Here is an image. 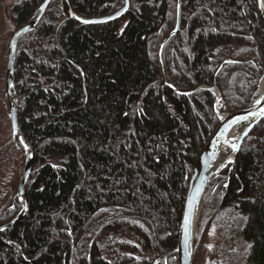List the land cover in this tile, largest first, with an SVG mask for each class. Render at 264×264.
Listing matches in <instances>:
<instances>
[{"label": "trees", "instance_id": "1", "mask_svg": "<svg viewBox=\"0 0 264 264\" xmlns=\"http://www.w3.org/2000/svg\"><path fill=\"white\" fill-rule=\"evenodd\" d=\"M43 1L10 3L13 28L31 22ZM70 2L86 18L123 6ZM177 3L130 0L114 21L61 24L53 0L20 37L17 116L36 152L28 212L0 232V264H177L172 250L196 158L218 111L252 103L264 70L256 0H182L180 28L162 49L164 79L159 44L176 25ZM2 108L7 116L6 97ZM17 152L24 164L20 141L0 144V226L21 207L18 198L10 204ZM229 170L207 185L192 264L207 262L205 234L228 212L241 219V239L223 243L218 263L264 264V119Z\"/></svg>", "mask_w": 264, "mask_h": 264}, {"label": "water", "instance_id": "2", "mask_svg": "<svg viewBox=\"0 0 264 264\" xmlns=\"http://www.w3.org/2000/svg\"><path fill=\"white\" fill-rule=\"evenodd\" d=\"M53 0H48V3L44 6L43 11H41V6L44 5V1L39 5V7L35 11V18L19 27L10 37L7 47V65H6V75H5V96L8 103L9 108V119H10V128H11V140L16 143L17 140L22 144L25 151V159L23 170L21 174V178L17 185V189L15 192V197L20 198L22 201L21 210L8 222L0 226V232H3L13 226L15 223L21 221L28 212V199L26 194V182L31 173L32 162L36 152V149H33L31 144L28 142L26 137L24 136L18 122L17 109H18V100H17V92L15 87V57L17 45L20 37L34 30L37 25L40 23L44 14L46 13L48 7L50 6ZM123 6L113 14L102 16L98 18H86L77 15L71 6L70 0H61V10L64 15V19L61 24L65 21L74 20L82 24H102L110 21H114L123 17L130 8V0H122ZM181 5L182 0H178L177 3V20L175 28L166 36V38L161 42L158 51V59L160 70L164 77V69L162 62V49L166 42H168L179 30L181 23ZM256 6L261 18L263 33H264V7L261 4V0H256ZM120 13V15H117ZM76 17H80L78 20ZM112 17V18H110ZM82 20L94 21L90 23H83ZM27 28V31L24 29ZM230 60H226L228 62ZM263 80H264V72H263ZM216 102L220 99V91L217 86L214 87ZM259 101V103H257ZM218 111V108L216 107ZM264 110V87L259 90L258 96L255 100L249 105L239 107L233 109L228 112L219 113V123L205 142L202 147L199 155L196 158V161L191 170L189 183L186 191L184 206L181 215V221L179 226L178 233V241L175 248L172 250L173 253L176 254L177 264H192V257L194 252V246L197 239V232L199 226L200 215L203 206V200L205 196V191L208 183L211 178L220 173V171L230 166L229 177L234 169L235 162L240 153L241 145L246 138V136L264 119V115H261V111ZM250 113H256V115H250ZM248 116L247 121H242L237 124H232L230 121L234 120L237 117ZM223 118V119H221ZM225 125H228L227 130L224 131V135L220 136L219 133L222 129H224ZM238 128L239 133L237 138L233 142H229L228 133L230 128ZM250 128V131L247 132V135H244L245 131ZM230 143H235L238 145L236 151H233L229 146ZM226 150L227 156L224 159L219 160L222 152ZM214 154V158L208 154ZM231 161V163H229ZM195 197L194 199H192ZM188 216L190 218V224L188 226L190 233V241H189V250L191 252V256L186 255L184 249V238H185V217ZM166 260V257L164 258Z\"/></svg>", "mask_w": 264, "mask_h": 264}, {"label": "rangeland", "instance_id": "3", "mask_svg": "<svg viewBox=\"0 0 264 264\" xmlns=\"http://www.w3.org/2000/svg\"><path fill=\"white\" fill-rule=\"evenodd\" d=\"M13 1L14 0H0V144L1 145L3 143L9 144L10 142H12L13 144H16L11 140V128H10L9 112H8L7 116L4 112L2 113V111H3V108H2L3 107V98L6 97L5 96V75H6V65H7V47H8V42H9L10 37L17 30V29L13 28V25H12L11 19H10V13H9V5ZM60 7H61V0H60ZM161 42H160V44H161ZM263 72H264V70H263ZM262 80H263V74H262V77L260 79L258 90H260V84H261ZM219 113H222V112H219ZM9 146L11 147V145H9ZM15 154H16L17 161L14 163L12 170L10 171L13 173V180H15V182H16V186H15V189L13 190V192H16L17 185H18L19 180L21 178L23 165H24L23 163L21 164V160H19V158H20L19 153L17 152ZM226 156H227V151L224 150L222 152V154L220 155L219 160L224 159ZM14 197H15V195H14ZM15 198H18V197H15ZM7 199H8L7 202H10L11 198L9 197ZM18 200H20V198H18ZM14 201H12L10 204L14 205ZM20 203H21V207H20V210H21V208H22V201L21 200H20ZM13 205H11V206H13ZM227 215H229L230 217H227L225 215L227 218H225L221 222H218L219 224L217 226H211L209 231L205 234L204 241H205L206 245H204V254L208 258L207 262L205 264H219L218 263L219 254H220L219 252L222 251L223 243H225V241L226 242H228V241H236L237 242V240L241 239V236L238 232L239 228L237 227L241 223V219L238 217V215L231 217V214L229 212L227 213ZM200 217H201V215H200ZM199 222H200V220H199ZM234 223L236 224V226L232 225ZM230 229L231 230L233 229L232 232L234 233L235 236H232L229 239V237L231 235ZM240 247H242L241 251L244 254V251H245L244 245H241ZM194 248H195V246H194ZM213 260H214V263H212ZM239 262L240 263L243 262V258H241L239 260Z\"/></svg>", "mask_w": 264, "mask_h": 264}, {"label": "snow or ice", "instance_id": "4", "mask_svg": "<svg viewBox=\"0 0 264 264\" xmlns=\"http://www.w3.org/2000/svg\"><path fill=\"white\" fill-rule=\"evenodd\" d=\"M47 3H48V0H44V5L41 6V11H43V8H44V6ZM261 4H262V6H264V0H261ZM117 15H120V13H117ZM110 18H112V17H110ZM76 19L80 20L81 18L80 17H76ZM82 22L83 23H90V22H94V21L82 20ZM27 30H28L27 28L24 29V31H27ZM257 103H259V101H257ZM260 114L261 115H264V110H262ZM250 115H256V113H250ZM221 119H223V118H221ZM247 120H248V116H241V117H237L234 120L230 121V123L237 124V123H240L242 121H247ZM227 127H228V125H225L224 129H222L220 131V133H219L220 136H223L224 135V131L227 130ZM248 131H250V128L245 131L244 135H247V132ZM229 146L231 147V149L233 151H236L237 148H238V145L235 144V143H230ZM208 155H210V156H212L214 158V154H211L210 153ZM229 163H231V161H229ZM194 198L195 197H193L192 199H194ZM189 224H190V218L188 216H186L185 217V225H184V229H185L184 235H185V238H184V242L183 243H184V249H185L186 255L191 256V252L189 250V241L191 239L190 233H189V229H188ZM0 230H2V229H0ZM248 247L251 248L252 245H249Z\"/></svg>", "mask_w": 264, "mask_h": 264}, {"label": "bare ground", "instance_id": "5", "mask_svg": "<svg viewBox=\"0 0 264 264\" xmlns=\"http://www.w3.org/2000/svg\"><path fill=\"white\" fill-rule=\"evenodd\" d=\"M263 87H264V80H262L261 84H260V88L262 89ZM238 133H239V129L238 128L231 127L230 130H229V133H228L229 142H233L237 138Z\"/></svg>", "mask_w": 264, "mask_h": 264}, {"label": "flooded vegetation", "instance_id": "6", "mask_svg": "<svg viewBox=\"0 0 264 264\" xmlns=\"http://www.w3.org/2000/svg\"><path fill=\"white\" fill-rule=\"evenodd\" d=\"M15 200V197H14V199H13V201ZM11 205H13V204H11Z\"/></svg>", "mask_w": 264, "mask_h": 264}]
</instances>
